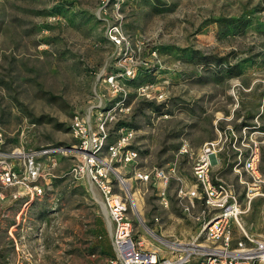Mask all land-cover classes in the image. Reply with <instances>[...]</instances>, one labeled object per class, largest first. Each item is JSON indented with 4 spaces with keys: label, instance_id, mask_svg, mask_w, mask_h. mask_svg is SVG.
Masks as SVG:
<instances>
[{
    "label": "rangeland",
    "instance_id": "obj_1",
    "mask_svg": "<svg viewBox=\"0 0 264 264\" xmlns=\"http://www.w3.org/2000/svg\"><path fill=\"white\" fill-rule=\"evenodd\" d=\"M75 116L103 139L95 160L126 179L131 235L145 247L170 255L204 241L214 209L194 199L185 210L178 189L213 139L212 175L235 186L241 223L264 236V196L246 201L250 177L235 170L254 137L264 161V0H0V153L52 149L36 159L39 195L0 200V264H110L100 192L73 170L90 155ZM153 168L165 186L135 179Z\"/></svg>",
    "mask_w": 264,
    "mask_h": 264
},
{
    "label": "built area",
    "instance_id": "obj_2",
    "mask_svg": "<svg viewBox=\"0 0 264 264\" xmlns=\"http://www.w3.org/2000/svg\"><path fill=\"white\" fill-rule=\"evenodd\" d=\"M72 127L74 136L80 142V148L90 154L82 168L76 166L73 170L80 169L86 173L99 190L106 210V224L113 247V255L108 259L110 264H264V236L248 232L241 223L240 217L245 208L241 205L235 186L212 175V168L214 164L219 163L218 154L222 150L220 140L205 142L193 166V184L178 189V196L187 200L185 210L190 211L194 199L200 200L205 207L214 209L207 219L200 221L199 233L203 235L204 241L191 242L179 248L171 246V254L164 255L159 247L147 248L143 239L131 235L133 225L127 214L131 196L129 197L127 181L119 177L118 181L114 182L110 176L111 165L95 160L97 155L93 156L100 151L103 139L95 133L88 135L83 119L78 116H75ZM251 132L253 134L257 131ZM2 136L0 125V142ZM261 144L262 141L254 137L248 143L246 156L240 149L237 152L236 172L240 174L241 168L250 177L244 181V196L248 202L257 195L264 196ZM51 150L44 148L25 151L16 148L9 153H0V200L6 197L17 199L24 194L30 197L33 194L39 195L42 187L36 182L43 166L36 159L43 153L49 154ZM109 150L112 155L119 152L113 145ZM131 153L133 152L129 150L125 152L127 158ZM239 163L240 168L237 167ZM134 177L141 181L160 179L163 186L167 182L164 170L158 168L149 172L136 171ZM4 189L12 190L5 194ZM161 194H164V191H161ZM197 218L200 219L199 216Z\"/></svg>",
    "mask_w": 264,
    "mask_h": 264
},
{
    "label": "bare ground",
    "instance_id": "obj_3",
    "mask_svg": "<svg viewBox=\"0 0 264 264\" xmlns=\"http://www.w3.org/2000/svg\"><path fill=\"white\" fill-rule=\"evenodd\" d=\"M134 197V199H136V207H137V210L140 208V202H139V199L137 200V197L135 198V193H133L132 195ZM104 206V205H103ZM104 211H105V208L103 207ZM106 212V211H105ZM141 214V213H140ZM141 218V217H140Z\"/></svg>",
    "mask_w": 264,
    "mask_h": 264
},
{
    "label": "trees",
    "instance_id": "obj_4",
    "mask_svg": "<svg viewBox=\"0 0 264 264\" xmlns=\"http://www.w3.org/2000/svg\"><path fill=\"white\" fill-rule=\"evenodd\" d=\"M100 217H101V216H96V217H95V222H97V221L100 219ZM94 232H95V234H96V228H95ZM96 235H97V234H96ZM98 237H100V236H98Z\"/></svg>",
    "mask_w": 264,
    "mask_h": 264
}]
</instances>
